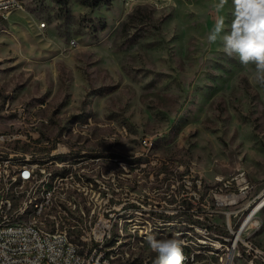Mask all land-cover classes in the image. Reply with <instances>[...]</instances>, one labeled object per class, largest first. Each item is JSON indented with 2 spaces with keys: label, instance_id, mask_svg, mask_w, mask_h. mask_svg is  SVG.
Wrapping results in <instances>:
<instances>
[{
  "label": "rangeland",
  "instance_id": "rangeland-1",
  "mask_svg": "<svg viewBox=\"0 0 264 264\" xmlns=\"http://www.w3.org/2000/svg\"><path fill=\"white\" fill-rule=\"evenodd\" d=\"M24 5L0 16V161L75 165L82 184L61 180L52 201L75 197L92 219L104 214L103 182L111 183L113 206H166L174 201L166 193L185 188L184 179L219 194L223 181L244 173L248 182L235 192L250 191L260 206L253 237L264 245V85L253 65L228 57L219 39L207 41L219 19L230 29L234 0ZM45 190L47 180L35 184V192ZM140 211L113 209L106 237L129 261L155 260L149 235L208 244L221 235ZM211 222L224 229L220 215Z\"/></svg>",
  "mask_w": 264,
  "mask_h": 264
},
{
  "label": "built area",
  "instance_id": "built-area-1",
  "mask_svg": "<svg viewBox=\"0 0 264 264\" xmlns=\"http://www.w3.org/2000/svg\"><path fill=\"white\" fill-rule=\"evenodd\" d=\"M24 1L0 0V6H11L12 13L24 10ZM75 168L64 161L17 163L13 158L0 161V264H154L151 259L129 261L123 253L112 252V245L104 247V240L112 231L113 209L123 208L152 212L155 222H192L205 231L221 233L223 241H227L226 263H218V254H203L186 241L183 264H229L237 255L250 258L251 264H264V245L253 237L254 226L259 225L254 199L250 191L235 192L234 188L248 182L244 173L223 181L219 194L203 191L201 179L194 183L184 179L185 188L166 193L168 199H174L171 203L164 201L166 206L139 202L128 206L125 200L118 207L113 206L109 199L111 183L103 182L104 214L92 219V211L81 210L75 197L58 200V207L49 206V194L53 188H59L61 180L82 184L76 181ZM56 171H64V178H56ZM40 180H47V197L36 213H53V220L44 222L45 230H38V223L31 219L22 220L23 205L33 196L35 184ZM225 186H232V193L223 192ZM230 202H240V209L228 210ZM215 215L223 218L224 229L213 228L211 220ZM58 221L67 222L66 235H58Z\"/></svg>",
  "mask_w": 264,
  "mask_h": 264
},
{
  "label": "clouds",
  "instance_id": "clouds-1",
  "mask_svg": "<svg viewBox=\"0 0 264 264\" xmlns=\"http://www.w3.org/2000/svg\"><path fill=\"white\" fill-rule=\"evenodd\" d=\"M234 4L230 29L225 32L223 18L219 19L207 41L211 44L219 39L228 57H237L245 67L253 65L255 81L264 85V0H234ZM147 242L156 254L154 264H183L184 241L178 235L159 239L149 235Z\"/></svg>",
  "mask_w": 264,
  "mask_h": 264
},
{
  "label": "bare ground",
  "instance_id": "bare-ground-1",
  "mask_svg": "<svg viewBox=\"0 0 264 264\" xmlns=\"http://www.w3.org/2000/svg\"><path fill=\"white\" fill-rule=\"evenodd\" d=\"M24 8H25V5H24ZM10 13H11V6H0V16L7 17ZM17 163H29V162H27V159H26V161H17ZM40 181H43V180H40ZM38 192H40V191H38ZM45 192H46V190L43 191L42 195H40V193H37V191H36L35 194H37V196H35V195H33L34 197L31 196V198L29 200H27V202L24 203V205H23L22 220L31 219L32 221L37 222L38 223V230H45V223L44 222H47L48 220H53V213H51V212H39V214L36 213V211L38 210L39 205L41 204V201H44L45 198L47 197V192L46 193ZM52 196H53V194L51 192L49 194V206L50 207H58L57 202L54 203V201H52ZM61 197H63V196H61ZM51 202H53L52 205H51ZM105 202H106V200H105ZM261 204H264V200L261 202ZM29 207H30V211L27 212ZM259 208H260V206L257 207L256 211ZM188 225L190 227H192V228H196L197 230H200V231H203V232H208V231L203 230L200 226L196 225L195 223L188 222L187 226ZM66 230H67V226H63L61 224V222L58 221L57 222L58 235H66ZM193 231H194V229H193ZM185 232H186V234H190L189 231H185ZM176 234H178V233H176ZM216 237H217L216 241L214 243H211V244H208L207 241L204 240L205 237L203 239H197L198 242L194 241L193 239H189V238H185V239H183V241L184 242L188 241V243L191 246H193L196 251L203 252V254H218V263H226L227 262V256H229V247H228L227 241H223V235L222 234L221 235H217ZM104 247H107L106 246V238L104 240ZM229 264H251V259L250 258H245L244 255H237V259H231L229 261Z\"/></svg>",
  "mask_w": 264,
  "mask_h": 264
},
{
  "label": "trees",
  "instance_id": "trees-1",
  "mask_svg": "<svg viewBox=\"0 0 264 264\" xmlns=\"http://www.w3.org/2000/svg\"><path fill=\"white\" fill-rule=\"evenodd\" d=\"M58 2L60 3H67V0H57ZM86 4H88L89 6H92V7H96V6H99L101 4H106V3H109L111 0H84ZM65 222V221H64ZM67 223V222H65Z\"/></svg>",
  "mask_w": 264,
  "mask_h": 264
}]
</instances>
